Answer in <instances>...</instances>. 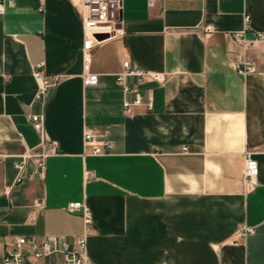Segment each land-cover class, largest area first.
<instances>
[{
  "label": "crops",
  "instance_id": "crops-1",
  "mask_svg": "<svg viewBox=\"0 0 264 264\" xmlns=\"http://www.w3.org/2000/svg\"><path fill=\"white\" fill-rule=\"evenodd\" d=\"M78 0H15L0 13V264L15 238L58 236L74 246L93 213L92 264H264V0H122L117 33L85 66ZM238 58L255 70L242 75ZM149 72L124 107V62ZM56 83L36 99V73ZM87 73L97 82L87 83ZM152 108H148V103ZM44 116L41 135L30 118ZM115 148L93 155L84 133ZM57 144L41 175L16 164L42 139ZM186 147V150L184 148ZM258 160L245 184V152ZM92 172L87 179V172ZM39 203L41 205H39ZM241 224L255 228L243 239Z\"/></svg>",
  "mask_w": 264,
  "mask_h": 264
},
{
  "label": "built area",
  "instance_id": "built-area-1",
  "mask_svg": "<svg viewBox=\"0 0 264 264\" xmlns=\"http://www.w3.org/2000/svg\"><path fill=\"white\" fill-rule=\"evenodd\" d=\"M6 5L14 6L15 0H0V13L5 12ZM149 5H153V0H149ZM77 8L79 10L83 30L84 44L82 48L85 66L88 68L91 62V51L101 43L104 39H100L97 35H107L106 38L114 36L117 33V24L120 21L121 12L123 9L122 0H78ZM249 16L245 17L246 28L242 31L235 32V39L241 43L244 48H249L254 42L264 40V33L250 39L246 36ZM236 70L239 74L246 75L255 70L254 65L242 58L236 61ZM36 78L39 82V88L36 93V99L47 96L49 89L56 83L55 78H48L37 72ZM137 77L140 83L147 80L151 74L139 68L131 66L130 61L124 62V71L118 74L117 79L124 85L126 92H135V97L132 100L126 99L124 107L127 112H132L135 106L144 104L141 94L125 82L126 76ZM87 83L97 82V76L87 73L85 75ZM148 108H152V103H148ZM34 128L43 135L44 132V116L42 114H32L30 116ZM99 134L93 128H87L84 133V140L87 146L90 147V152L93 155H103L111 152L115 146L112 141H98ZM42 150L34 152L29 150L22 156V160L16 164L18 169L17 181H21L25 177L26 166L29 160L34 163L33 171L28 175L30 178L35 175H41L46 167L47 158L59 153L57 144L47 142L42 139ZM186 150V147L184 148ZM0 155V164L3 161ZM92 172H87V179H90ZM259 176L258 160L254 157L252 150L245 152V184L248 191L254 190L257 186ZM8 194L7 188H0V196ZM39 205H41L39 203ZM69 212H81L84 221V232L76 238L74 246L61 244V239L58 236H43V237H17L8 245L4 255V264H92L87 252L88 237L94 229L93 213L87 203L83 201L70 202L67 206ZM255 228L247 224H241L236 232L237 239H243L247 235L253 233Z\"/></svg>",
  "mask_w": 264,
  "mask_h": 264
},
{
  "label": "water",
  "instance_id": "water-1",
  "mask_svg": "<svg viewBox=\"0 0 264 264\" xmlns=\"http://www.w3.org/2000/svg\"><path fill=\"white\" fill-rule=\"evenodd\" d=\"M97 37H99L100 39H104L107 37V35H97Z\"/></svg>",
  "mask_w": 264,
  "mask_h": 264
}]
</instances>
